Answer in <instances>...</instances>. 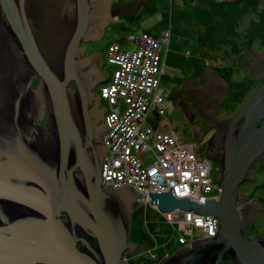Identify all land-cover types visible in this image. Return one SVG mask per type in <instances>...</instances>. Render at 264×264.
<instances>
[{"label":"water","instance_id":"water-1","mask_svg":"<svg viewBox=\"0 0 264 264\" xmlns=\"http://www.w3.org/2000/svg\"><path fill=\"white\" fill-rule=\"evenodd\" d=\"M143 4L148 8L140 0H0V264H127L123 255L135 247L129 229L136 190L102 188L107 150L100 134L108 128L104 121L99 126L89 108L92 79L75 55L85 48L81 36L98 38L111 15H138ZM90 56L101 59L98 51ZM259 61L264 52L245 53L250 79H256L251 67ZM201 79L198 89L212 104L202 100L203 117L218 128L205 145L217 138L224 174L214 179L223 195L203 205L176 199L171 188L151 192V203L162 212L180 208L214 215L218 231L159 264H264V238L246 235L251 220L239 209L248 198L240 185L256 177L250 170L256 157L264 163L263 75L254 97L228 119L214 113L229 85L211 68ZM195 131L199 140L207 130Z\"/></svg>","mask_w":264,"mask_h":264},{"label":"rangeland","instance_id":"rangeland-1","mask_svg":"<svg viewBox=\"0 0 264 264\" xmlns=\"http://www.w3.org/2000/svg\"><path fill=\"white\" fill-rule=\"evenodd\" d=\"M227 1L232 3H226ZM263 1L260 4L256 3L258 0H148V10L143 12L139 18H135L134 22L132 20L128 22L117 18L115 21L117 24L108 27L105 36L101 40L97 39L95 43L91 44L92 49H96L104 54L106 67L110 69L108 72L113 73L115 67L107 62V52L111 45L119 43L124 51H129L130 54L127 60L131 61L140 58H134L140 49V44L136 42V39L141 38L143 35H150L158 41L159 48L157 52L163 57L162 61L167 64L166 72L164 64L162 63L161 65V68L164 67V70L160 69V75L163 79L160 76V86L158 89L161 91L160 95H162L163 103L166 105L164 107L163 104L159 105L161 102L156 103L159 98L158 93L155 97V94L143 92L147 96V108L145 110L140 108L137 111L143 110L142 117L144 118V122L141 126L144 130L151 129L152 127L174 133L177 136L180 148L191 149L198 158L210 163V172L214 170V160L207 157L206 151L201 148L203 144L199 143L200 141L195 138L193 131L192 134L188 130L186 131L185 126L187 128V125H184L185 119L180 117V115H175V104L169 94L167 79L180 71L182 78H178V81L183 87L185 78L192 74V70L190 71L189 67H186L187 61L185 60L193 59L197 64H203L206 70L208 68L213 69L216 74L229 83V87L226 88L228 95L226 94L225 99H228L229 95L231 98L237 97L236 103L232 104L233 107H238L243 101L250 99L258 90V87L262 85V80L259 82V79H250V70L246 64L242 63H244V55L248 50L253 49L258 54L264 52V20L262 19L259 22L261 18H259L255 10L257 5H259V8L262 7L264 9ZM253 2L254 4H252ZM237 6L239 8L242 6V8L240 11L238 10L235 16L233 13L237 11ZM244 6L247 8H244ZM137 63L139 62L137 61ZM207 64L208 66H206ZM226 64L229 65L227 66ZM243 65L244 68L241 70L240 66L243 67ZM175 67L178 68L174 70ZM172 80V83H177L176 80ZM107 84H104L103 88ZM99 98L102 100L100 96ZM227 101V103L220 102L218 105L224 104V108L231 109L230 107L232 106L228 105L231 101ZM106 105V115H108L111 105L107 100ZM161 109L162 111H160ZM213 136H210V132H205L202 142L206 139L209 141ZM144 159L149 161L147 156ZM214 174L213 172V185L222 188L219 180L214 179ZM262 184H264V176L257 182L248 184L243 188L241 187L242 184L240 185L241 193L248 196L244 203H251L253 199H250L256 197V200L264 204V185ZM253 190L254 193L252 195L244 193L252 192ZM211 195L218 194L213 192ZM222 195L223 193L221 192L218 196L222 197ZM215 201L219 202L220 200L217 199ZM151 205L153 204L144 206L143 217L146 224L156 226L158 231L153 236L154 239H151L150 244L142 249L141 254L135 255L141 264H146V262L159 264L160 261L171 255L168 253V249L176 246V237H184L186 231L184 223L181 220L182 217L179 218V221H173L172 219H168L164 212L155 210ZM261 210H264V205ZM181 212L183 213L182 210ZM196 213L206 217L198 212ZM209 217L218 220L214 215H209ZM245 233L249 236L247 231ZM250 234L253 235V237L249 236L252 239L257 235H264V211L256 216V221L252 225ZM207 237L209 236L204 233L203 228L192 226L191 238H189L187 244H182L181 247L186 245L191 246V243L195 240ZM135 250L136 246L132 251ZM129 251L131 250L129 249ZM225 264H232V261H228Z\"/></svg>","mask_w":264,"mask_h":264},{"label":"built area","instance_id":"built-area-1","mask_svg":"<svg viewBox=\"0 0 264 264\" xmlns=\"http://www.w3.org/2000/svg\"><path fill=\"white\" fill-rule=\"evenodd\" d=\"M136 42L140 44V49L134 58H140L131 61L127 60L130 54L129 51H124L115 45L110 50L112 53H118L119 56L110 61L118 68L113 77L114 82L111 86H105L102 91L103 97L111 105V110L107 115L108 130L111 134L104 140L109 138L105 143L110 151L120 148L126 150L127 153L122 151H115L114 153H122L125 157L137 159L134 161V165L130 159H125L124 161L113 159L112 162H109L111 168L117 171L122 168L126 169V167L131 168L135 166L139 172L145 169L142 173L143 177H145L144 173L147 170L156 180L150 181L149 178H146L153 185L154 189L152 191H160L161 185L165 183L169 184L172 188H176L177 185L174 178H171L169 182L165 181L164 178L166 175L169 177L181 176L187 186H183L181 189L179 187L176 188L174 193L177 196L189 195L190 192L186 188L190 186L192 190L200 191L199 198L203 199L204 204L208 200V197L218 199L222 188L212 183L210 163L198 158L193 150L180 148L177 136L174 133L161 131L152 127L147 130L142 128L141 125L144 122L142 111L147 108V96L143 92L155 94V97L158 93V102H155L157 104L161 102L159 105L163 104L164 107L166 104L163 103V97L160 95L161 91L158 90L162 65L161 56L157 52L159 43L150 35H143L141 38L136 39ZM140 108H143V110L137 112ZM126 135L127 137H125ZM128 139L129 141H127ZM139 153L147 156L153 153L154 155L149 157L154 159L155 163L151 166L147 165L143 167L142 160L140 159L139 161V158H142ZM176 161H179L182 165L174 166ZM167 166H173V169H167L166 173H157V168H166ZM187 171L191 173H187ZM156 182H159L157 186L155 185ZM213 192L218 195L212 196ZM145 194L147 193H142V195L146 196ZM203 195H206V197H203ZM192 200L194 199L192 198ZM179 216L182 218L186 217L190 221V223L183 222L186 230L191 229L192 226L203 228L207 236H215L217 232L218 220L213 217H203L194 212L186 213L184 211L183 213L180 211ZM168 219H172V217L168 216ZM180 239L182 244H185L183 237Z\"/></svg>","mask_w":264,"mask_h":264},{"label":"bare ground","instance_id":"bare-ground-1","mask_svg":"<svg viewBox=\"0 0 264 264\" xmlns=\"http://www.w3.org/2000/svg\"><path fill=\"white\" fill-rule=\"evenodd\" d=\"M131 1H134V0H123V1H115V0H112V2H131ZM140 1H146L147 2V5H148V7H149V3H148V0H140ZM260 2H262V0L260 1ZM259 2V0H258V2H256V3H260ZM264 2V1H263ZM226 3H232V2H229V1H227ZM252 4H254V2L252 3ZM261 4V3H260ZM239 5H241V4H239ZM253 6V5H252ZM249 7V6H248ZM254 7V6H253ZM241 8H242V6H240V8H239V6H237V11H235L233 14L236 16L237 15V13H238V10L240 11L241 10ZM244 8H247L246 6H244ZM236 9V8H235ZM148 10V8H145V5L143 4V7L139 10H136V13L138 14V15H135V14H129V15H127V16H113V15H111V20H110V22H107L106 24H104V26H103V33H102V35H99V37L97 38V37H88V38H86V39H84V37L83 36H81V38H79V45H82V42H85L86 44L84 45V49H83V52H85V50L86 51H89L90 53H92V52H95L94 51V49H92V47H91V44L92 43H95V41L97 40V39H102L104 36H105V34H106V32H107V30H108V27H110V26H114V25H116L117 24V22H115L116 21V19L117 18H120V19H124V20H126V21H128L129 22V20H132L133 22H134V19L135 18H139L140 17V15L143 13V12H145V11H147ZM255 10L257 11V14H258V16H259V18H261V19H264V9H262V7L261 8H259V5H257V7L255 8ZM245 15V14H244ZM243 16V15H242ZM244 19V18H243ZM96 38V39H95ZM166 41H167V39H166ZM119 46L121 49H122V47H121V45L119 44V43H114L113 45H111L110 46V48L108 49V52H107V62H108V64H110V65H113L114 67H115V70H114V72L113 73H111V72H108V73H110V80H109V82H108V84L106 85V86H111V84L114 82L113 81V77H114V74H115V72H116V70L118 69L117 68V66L116 65H114V64H112L110 61L111 60H114L117 56H119V54L118 53H112L110 50H111V47L112 46ZM99 52V51H98ZM99 53H101V52H99ZM83 54L84 53H81V52H79V56L78 55H75V58H81V57H83ZM105 56H104V54H102L101 53V59H102V61L103 62H105ZM188 58V57H187ZM163 59V57H161V60ZM185 61H187L186 62V67L188 68L189 67V69H190V71L192 70V72L193 71H200V74H201V78H202V76L205 74V72L207 71L206 69H205V67H204V65L202 64V65H199V64H197L193 59H188V60H185ZM106 63V62H105ZM162 63L164 64V67H165V72H166V63H164L163 61H162ZM243 64V63H242ZM227 66L229 65V64H226ZM206 66H208V64L206 65ZM164 67H162L161 69L162 70H164ZM185 67V68H186ZM202 67H203V69H202ZM209 67H211V66H209ZM240 68H241V70L244 68V65H243V67H241L240 66ZM103 71H105V69L103 70ZM238 71H240V70H238ZM250 75V74H249ZM162 77V76H161ZM263 78H264V74H263ZM161 79H163V77L161 78ZM202 80V79H201ZM228 85H229V83L228 82H226ZM202 85H203V83H202ZM101 87V88H100ZM99 88H100V92H99V96L101 97V99L106 103V99L103 97V93H102V91H103V86H100ZM99 88H98V90H99ZM199 88V87H198ZM92 89H93V86L91 87V91H92ZM247 91V90H246ZM248 92V91H247ZM257 92V91H256ZM256 92L252 95V97L249 99V100H245V101H243V103L242 104H239L238 105V107H233L232 106V104L234 105L235 103H236V99H238L237 97L235 98V97H232L231 98V96L229 95V97H228V99H225L224 98V100L223 101H221V102H223V103H227L228 101L227 100H230L231 102L228 104V105H230V106H232V107H230L231 109H228V108H224V104L223 105H217V108H216V111H215V113H214V115L216 116V118H219V116H222L223 114L224 115H228L229 117H227V118H225V119H228V118H231V117H233V116H235L253 97H254V95L256 94ZM225 94H227V91L225 92ZM228 95V94H227ZM226 97V96H225ZM242 100V99H241ZM225 101V102H224ZM242 102V101H241ZM227 105V106H228ZM221 107V108H220ZM218 113V114H217ZM107 115L105 116V120H104V122H105V124H106V126H107V128L109 127V124L107 123ZM219 119H221V118H219ZM263 122H264V120H262ZM261 121V122H262ZM244 124V120H242V121H240L239 123H238V125L237 126H241V125H243ZM263 125V124H262ZM210 128H212V129H216V132L218 131V128L217 127H215V126H210V127H208V133L210 132V133H213V131H211L210 130ZM161 131H163V130H161ZM109 134H111V132L108 130V129H105V131H103V133L101 132V138H102V145L105 147V149L107 150L106 151V155H105V157H104V159H103V170H102V177H103V182H102V188H103V190L104 189H106V188H110V187H113L115 190H117V189H122V188H125V187H127V186H131V187H133L135 190H136V200H134V201H132V204H131V224H130V229H129V243H132L131 242V228H132V217H133V215H132V213H133V205H134V203L135 202H138L139 204H141V205H143V206H148L149 204H151V202H152V197H151V192H167V191H169V190H171V186L169 185V184H167V183H165V184H162L161 186V189H159L160 191H152L154 188H153V185L151 184V183H149V179H150V181L152 180H155V178H154V176H151L150 175V173H148L147 172V170H146V172L144 173V176L145 177H143L142 176V173L145 171V169H143V170H141L140 172L139 171H137L136 169H137V167H135V166H133V167H126V169H119V170H117V171H115L113 168H111V165L109 164V162H112L113 161V159H118L119 161H124L125 159H130V157H125L124 155H122V153H114L115 151H122V152H124V153H127V151L126 150H123V149H120V148H118V149H115V150H113V151H110L109 150V147L107 146V144L105 143V141H107L108 139H106V140H104ZM215 135V134H214ZM125 137H127V135L125 136ZM127 141H129V139L127 140ZM140 146V145H139ZM191 146V145H190ZM193 148V147H192ZM193 152V151H192ZM222 152H225L224 150L222 151ZM140 154V157H142V158H139V161H140V159L142 160L141 162H142V166L143 167H146L147 165L148 166H151V165H153L154 163H155V160L154 159H151L149 156H153L154 154L153 153H151L149 156H147V155H143V153H139ZM128 155H129V153H128ZM130 156H132V155H130ZM148 157V159H149V161H147V160H145L144 159V157ZM208 158H210L209 156H207ZM131 161H132V163H133V165L135 164L134 163V161L135 160H137L136 158L135 159H130ZM215 162H218L219 164H220V167L222 168V166H221V163H220V161H218V159L216 160V161H214V163ZM256 162H259L260 164H262V169L260 168H257V166H256ZM176 165H182V163H180L179 161H176L175 163H174V166H176ZM115 168V167H114ZM167 169H170V170H172L173 169V166L172 167H169V166H167L166 168H157V173L159 174V173H166V171H167ZM250 170L251 171H253V170H255V178L254 179H247V180H245L243 183H247V182H250V183H253V181H255V182H257V179H258V177H260V179L264 176V163L261 161V160H259L258 159V157H256L255 158V161H254V164L250 167ZM190 171H192V170H190ZM214 171V170H213ZM213 171L211 172V178H212V174H213ZM111 172V173H110ZM73 173L74 174H82V172L81 171H79V170H74L73 171ZM187 173H191V172H189V171H187ZM187 173L185 172V174L187 175ZM221 174H224L223 172H221L220 173V175ZM186 178H187V176H185ZM146 178H149V179H146ZM171 178H174V181L176 182V185H177V187L176 188H178L179 187V189H181V187L183 188V186L185 187V186H187L185 183H184V181L182 180V178H181V176H177V177H169L168 175H166V177L164 178V180L165 181H167V182H169V180H171ZM137 179V180H136ZM156 181V180H155ZM161 183V182H160ZM242 183V184H243ZM157 184H159V182H156V186H157ZM219 184L221 185V187H222V193H223V185L219 182ZM190 185H191V183H190ZM262 185H264V184H262ZM163 186H165V187H163ZM176 188H172L173 189V192H174V190L176 189ZM141 189V190H140ZM178 189V190H179ZM186 190L188 191V192H190V194L189 195H186V196H182V195H179V196H177L175 193H174V195H175V198L176 199H181V198H187V199H190V201H192V202H196V203H199V204H204L203 203V199H200L199 198V196H200V191H194V190H192V188H190V186L188 187V188H186ZM148 191V192H147ZM142 193H147V194H145L146 196H144V195H142ZM203 197H206V195H203ZM192 198L194 199V200H192ZM199 199V200H198ZM208 199H211L212 200V198H209L208 197ZM221 199V197H219L218 196V200H220ZM214 201L215 200H217V199H213ZM149 202V203H148ZM206 204V203H205ZM151 206H153L154 207V209L155 210H160L159 209V207L157 206V205H151ZM150 207V206H149ZM153 207H151V208H153ZM182 209H180V208H176V209H174V210H171V211H168V212H164L165 214H166V217L168 218V216H170V217H172V220L174 221H179V218H180V216H179V213H180V211H181ZM182 211H184V212H186V213H196L195 211H193V210H182ZM197 214V213H196ZM63 218L64 219H67L68 218V214L66 213V212H64V214H63ZM181 220H182V222H186V223H190V221L186 218V217H183V218H181ZM255 221H256V218H255ZM253 222V221H252ZM249 223H251V221L249 222ZM248 223V224H249ZM248 224H247V226H248ZM247 226H246V230L245 231H247ZM186 227L184 226V229H185ZM248 234V233H247ZM174 236H175V234H174ZM258 236H261L262 238H264V235H258ZM209 237H213V236H209ZM249 237V236H248ZM189 238H191V229H188V230H186L185 231V236L183 237V239H184V243L185 244H187L188 243V240H189ZM252 239V238H251ZM81 246H82V242H81V240H78L77 241V243H76V248H81ZM182 246V242H181V239L177 236L176 237V247H181ZM130 249V248H129ZM129 249H127L126 250V252L124 253V255H123V261L124 262H126L127 264H128V262H127V260H126V253L129 251ZM131 251H132V249H130ZM168 257V256H167Z\"/></svg>","mask_w":264,"mask_h":264},{"label":"flooded vegetation","instance_id":"flooded-vegetation-1","mask_svg":"<svg viewBox=\"0 0 264 264\" xmlns=\"http://www.w3.org/2000/svg\"><path fill=\"white\" fill-rule=\"evenodd\" d=\"M115 1H123V0H115ZM107 25V24H106ZM85 42H82V45H85ZM94 51H97L94 49ZM83 57H81V61L86 63L85 67H83V71L88 74V77L90 76L89 79H92L93 83V104L89 107L90 110L94 113L96 119H98L99 126H103L105 116L107 114V105L104 101L100 100L98 96V88L100 86H103L104 84L108 83L110 80V73H102V71L107 69L106 63L102 61V59L97 58V57H91L90 52L86 51L83 52ZM90 56V57H89ZM87 60V61H86ZM178 67H175L177 69ZM252 74L256 76V79H259L258 81L262 80V75L264 72V62L259 61V63L255 66L252 65L251 67ZM197 77V78H196ZM178 78H182L180 71L177 73H174V75H171L168 81V86H169V94L171 99L174 102V112L176 116H179L185 119V124L187 125V128L185 126L186 131L188 130L189 133L192 134L195 132L196 129L199 130H208L207 126H210L206 124L205 118L203 117L202 111H203V106L201 105L202 100L208 105H212L209 100H206V95L201 93L202 89V81H201V74L200 71H193L191 75H189L187 78H191V80L188 81V87L190 88L187 92L186 90H183L182 84L179 83ZM173 79V80H172ZM198 79V81H197ZM176 80V82H171ZM196 81V83H194ZM175 83V84H174ZM191 83L196 84L190 85ZM198 87H201V89H198ZM201 93V94H200ZM201 96H205L203 99L200 98ZM206 100V101H205ZM249 100V99H248ZM222 105V104H221ZM220 105V106H221ZM209 107V106H208ZM218 114V113H217ZM229 117L228 115H222L219 116L221 119H225ZM264 124V122H261ZM202 128V129H201ZM213 133H210V136L212 137L216 133V129L210 128ZM209 131V130H208ZM206 131V133H208ZM194 133V134H195ZM199 133V132H198ZM221 134V133H220ZM210 138V137H209ZM206 139L204 142H202V138L199 139V143H204L207 141ZM206 154L210 155L212 158L217 159V154H220L218 151V144H217V138L213 142L207 144L204 146ZM257 168H263L262 164L259 162H256ZM214 168V173L216 174V177H220L221 173V167L218 162H215L213 164ZM260 179L258 177L257 181ZM255 183V181H253ZM251 184L250 182L243 183L241 187H245L246 185ZM243 190V189H242ZM247 193L248 195H252L254 193V190L251 192H244ZM256 200L257 198H251L250 200ZM258 201H252L251 203L245 202L242 204V206L239 208L240 212L242 215H244V219L246 220H251V223L248 224L247 226V233L250 237H253V235L250 234V230L252 228V225L255 223L254 219L256 216H258L259 213H261L264 210H261L259 208ZM133 217H132V228H131V242L136 246L135 251H128L126 253V260L128 264H141L139 261L136 259L135 255L141 254L142 249L145 248V246L150 244L151 239H154L153 236L156 235L158 228L154 225L146 224V221L144 220V210L145 207L138 202H135L133 205ZM253 220V222H252ZM152 237V238H151ZM180 248V247H179ZM178 247L174 246L171 249H168V253L172 254L174 251L179 249ZM189 247L187 246L184 248L181 252H184L187 250ZM160 254V253H159ZM146 264H151L146 262Z\"/></svg>","mask_w":264,"mask_h":264},{"label":"trees","instance_id":"trees-1","mask_svg":"<svg viewBox=\"0 0 264 264\" xmlns=\"http://www.w3.org/2000/svg\"><path fill=\"white\" fill-rule=\"evenodd\" d=\"M264 20V19H263ZM262 21V19L259 20V22ZM258 24V23H257Z\"/></svg>","mask_w":264,"mask_h":264}]
</instances>
